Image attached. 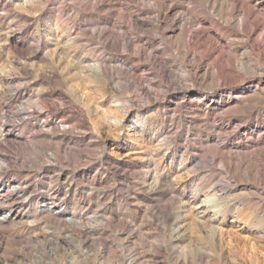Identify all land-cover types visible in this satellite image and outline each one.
I'll list each match as a JSON object with an SVG mask.
<instances>
[{
  "label": "rangeland",
  "instance_id": "rangeland-1",
  "mask_svg": "<svg viewBox=\"0 0 264 264\" xmlns=\"http://www.w3.org/2000/svg\"><path fill=\"white\" fill-rule=\"evenodd\" d=\"M0 264H264V0H0Z\"/></svg>",
  "mask_w": 264,
  "mask_h": 264
},
{
  "label": "bare ground",
  "instance_id": "bare-ground-1",
  "mask_svg": "<svg viewBox=\"0 0 264 264\" xmlns=\"http://www.w3.org/2000/svg\"><path fill=\"white\" fill-rule=\"evenodd\" d=\"M244 20V19H243ZM243 24V22H240V25H242ZM243 26V25H242ZM220 187V186H219ZM214 190H216V189H214ZM218 190V189H217ZM216 200V197H211V199H210V201L211 202H213V201H215Z\"/></svg>",
  "mask_w": 264,
  "mask_h": 264
}]
</instances>
